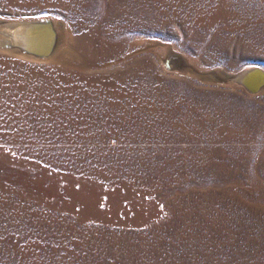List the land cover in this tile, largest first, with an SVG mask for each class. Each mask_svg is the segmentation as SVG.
Segmentation results:
<instances>
[{
    "label": "rangeland",
    "instance_id": "obj_1",
    "mask_svg": "<svg viewBox=\"0 0 264 264\" xmlns=\"http://www.w3.org/2000/svg\"><path fill=\"white\" fill-rule=\"evenodd\" d=\"M15 20L60 38L0 49V264H264V90L230 81L264 71V0H0Z\"/></svg>",
    "mask_w": 264,
    "mask_h": 264
},
{
    "label": "water",
    "instance_id": "obj_2",
    "mask_svg": "<svg viewBox=\"0 0 264 264\" xmlns=\"http://www.w3.org/2000/svg\"><path fill=\"white\" fill-rule=\"evenodd\" d=\"M1 48H15L26 55L37 59L49 57L56 40V32L53 24L48 20H33L28 22H7L0 24ZM263 76L264 71L258 68L250 69L234 75L230 81L241 86L251 95L256 94L264 82L255 89L249 85L250 77ZM260 84V82H258Z\"/></svg>",
    "mask_w": 264,
    "mask_h": 264
},
{
    "label": "bare ground",
    "instance_id": "obj_3",
    "mask_svg": "<svg viewBox=\"0 0 264 264\" xmlns=\"http://www.w3.org/2000/svg\"><path fill=\"white\" fill-rule=\"evenodd\" d=\"M28 21H33V20H28ZM28 21H26V20H15V21H13V22H28ZM6 22V21H5ZM5 22H1L0 21V24H4ZM54 30H55V32H56V40H55V44H54V47H53V49H52V51H51V53H50V55H49V57H47V59H50V58H52L53 57V55L55 54V53H57L56 51H58L59 49H58V46H59V38H60V34H59V30H60V27H58L57 25H54ZM62 31V30H61ZM0 37H3L2 36V33L0 32ZM5 37H3V39H4ZM3 44H1V42H0V46H2ZM0 49H3V48H1L0 47ZM5 50H9V51H11L12 53H18L19 54V56L20 55H26L25 53H22L20 50H18V49H15V48H13V49H11V48H4ZM58 49V50H57ZM56 55V54H55ZM24 56H22V57H24ZM27 56H29V57H27ZM26 57L27 58H31V59H35V57H33V56H30V55H26ZM25 57V58H26ZM233 77V76H232ZM231 77V78H232ZM229 78V77H228ZM258 82H260V84H258ZM264 82V78H263V76H253V77H250V80H249V85L250 86H253V87H255V89L257 88V87H259V85H261L262 83ZM241 87V86H240ZM264 90V86L263 87H261L260 89H259V91L257 92V93H259V92H262ZM256 93V94H257ZM255 95V94H254Z\"/></svg>",
    "mask_w": 264,
    "mask_h": 264
}]
</instances>
